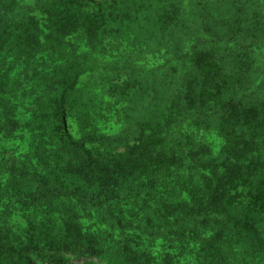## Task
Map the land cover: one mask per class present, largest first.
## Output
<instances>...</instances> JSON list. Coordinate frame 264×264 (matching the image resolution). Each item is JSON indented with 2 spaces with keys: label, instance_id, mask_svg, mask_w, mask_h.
I'll return each instance as SVG.
<instances>
[{
  "label": "trees",
  "instance_id": "1",
  "mask_svg": "<svg viewBox=\"0 0 264 264\" xmlns=\"http://www.w3.org/2000/svg\"><path fill=\"white\" fill-rule=\"evenodd\" d=\"M206 2L195 16L182 0H0V264H264V0ZM134 19L154 31L155 65L81 53L20 99L8 57L29 63L79 29L99 40ZM90 81L124 110L102 113ZM16 137L21 155L5 145ZM15 202L31 211L25 229ZM122 202L160 220L150 238L114 213ZM102 209L119 232L85 229Z\"/></svg>",
  "mask_w": 264,
  "mask_h": 264
},
{
  "label": "rangeland",
  "instance_id": "2",
  "mask_svg": "<svg viewBox=\"0 0 264 264\" xmlns=\"http://www.w3.org/2000/svg\"><path fill=\"white\" fill-rule=\"evenodd\" d=\"M19 3H25L28 0H17ZM92 3H95L96 0H89ZM207 0H194L190 3V0H182V12L184 15L186 12H194L200 13L204 10L206 6ZM193 4V7H191ZM195 9V11H194ZM4 12V9L1 13ZM0 13V14H1ZM41 22V27L43 29L42 35L47 37L48 33L51 29H47L45 27V22ZM53 31V29H52ZM151 27L143 19H134L133 22L128 23L123 28V33L118 35H109L103 39L95 40L90 37L84 29H79L68 36H64L63 44L60 48L55 47L53 44H49V46H45L44 50L41 51L36 59L32 62H26V60L22 58H16L13 55L8 57L7 63L8 65H12V76L14 81H18L17 83L21 84V92L22 94L19 95L20 99H28V101H36L40 96L44 93L42 92L46 87V82L41 77V74L44 72H50L55 66L60 65L61 63L66 62L74 55H78L81 53H87L91 56V58L98 63H106L107 60L118 59L122 63L125 58L130 59L133 57L135 62L140 59L145 64L149 63V66L155 65L152 61L151 50L152 45L158 46L157 41H153V35ZM182 33V32H181ZM200 35H208L207 31L202 30ZM45 41H49V37ZM153 42V43H152ZM150 45V46H149ZM16 50H18L16 48ZM16 50H13L16 52ZM14 54V53H10ZM147 61V62H146ZM96 64L98 65V63ZM66 64V63H65ZM63 64V65H65ZM91 65V64H90ZM88 65V66H90ZM99 69L103 70L104 68L102 65H98ZM121 66V65H120ZM112 72L111 70L107 71L104 70L105 74H109ZM92 79V78H91ZM92 82V83H91ZM90 86L88 88L91 91L96 92V94H100V97L97 98L98 101H102L104 104H101V107H104V110H101L102 113L108 114L109 116H114V112L121 113L124 110V106L126 103H118L116 97L110 94L107 91V88H101L102 86L98 84H93L94 81H90ZM26 90V91H25ZM39 94V95H38ZM113 103V104H107ZM99 112V111H97ZM105 118H102V122ZM106 126V125H105ZM107 127V126H106ZM117 130V126L115 127L114 131ZM205 138L209 139L211 147L215 152H218L221 147L223 146L224 140L223 138L217 135V131L213 129L204 131ZM27 138L16 137L15 139H10L5 141V145L9 150H14L15 153L21 155L22 153L27 152L26 145H28ZM25 167L23 164L20 166V171H24ZM147 180V179H146ZM144 192V190H142ZM16 206L13 207L15 209V213L13 215L12 221L16 222L17 229H25L28 227L29 221L33 218L31 215L27 218V213H31L30 210H27L23 207L19 202H15ZM143 204L142 203H135L133 205L120 203L118 207H120L121 211H115V214L123 212L126 218H124L125 226L130 225L129 218H136L134 224H138L141 228L140 235L142 238L145 237L148 239L151 237V234H146L145 230L150 227H155L160 225L159 219H153V217H145L143 216ZM94 210V209H93ZM26 211V212H25ZM136 212L140 213L139 215ZM93 213V214H92ZM91 214L87 215L84 220V227L88 231L91 232H98L99 229H108L111 232L113 231H120L119 227L115 225V222L110 219V213L107 210H100V212L92 211ZM33 214V213H32ZM122 214V213H121ZM120 214V215H121ZM35 217V216H34ZM123 224V225H124ZM112 225V226H111ZM127 230L135 234H138L139 231L138 227H127ZM110 237V235H109ZM99 259L95 257L90 258H79V259H72V264H101ZM88 262V263H87Z\"/></svg>",
  "mask_w": 264,
  "mask_h": 264
}]
</instances>
